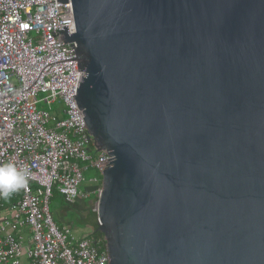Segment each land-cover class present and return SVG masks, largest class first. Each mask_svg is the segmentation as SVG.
Returning <instances> with one entry per match:
<instances>
[{"label": "water", "instance_id": "obj_1", "mask_svg": "<svg viewBox=\"0 0 264 264\" xmlns=\"http://www.w3.org/2000/svg\"><path fill=\"white\" fill-rule=\"evenodd\" d=\"M70 3L109 264H264V0Z\"/></svg>", "mask_w": 264, "mask_h": 264}, {"label": "built area", "instance_id": "obj_2", "mask_svg": "<svg viewBox=\"0 0 264 264\" xmlns=\"http://www.w3.org/2000/svg\"><path fill=\"white\" fill-rule=\"evenodd\" d=\"M62 26L75 33L70 0H0V164L31 172L15 201L5 205L0 195V264H109L104 237L59 227L49 210L53 192L69 205L92 195L99 222L101 181L87 191L79 186L84 171L101 174L111 160L96 149L76 104L83 72L76 43L52 36ZM39 102L61 106L47 112Z\"/></svg>", "mask_w": 264, "mask_h": 264}, {"label": "rangeland", "instance_id": "obj_3", "mask_svg": "<svg viewBox=\"0 0 264 264\" xmlns=\"http://www.w3.org/2000/svg\"><path fill=\"white\" fill-rule=\"evenodd\" d=\"M44 96H45L44 93H39L38 99H43ZM60 106H61V103L59 102H55L52 104H47L45 102H39L37 104V109L44 110L47 112H52L55 109L59 108ZM83 176H84L83 181L80 183V186H79V188L83 191H87V189L93 187L94 185L100 184L101 174L99 171H97L94 168H89L86 171H84ZM92 199H93V196L90 195L87 199L78 201L76 203L82 206H86L87 208L91 209ZM66 205L67 203L64 201V198L58 195L57 193L53 192V195L49 201V210H50V213L55 223L59 227H62L61 221L59 220V218L62 217L63 219L65 218L66 220L70 221L69 224L72 226V229L75 230L76 233L80 234L83 231H89V228L83 227L79 223L78 216L74 215V213H72L70 210L69 211L66 210ZM27 237H29L28 234H27Z\"/></svg>", "mask_w": 264, "mask_h": 264}, {"label": "clouds", "instance_id": "obj_4", "mask_svg": "<svg viewBox=\"0 0 264 264\" xmlns=\"http://www.w3.org/2000/svg\"><path fill=\"white\" fill-rule=\"evenodd\" d=\"M31 172L26 167H19L14 162L0 164V195L7 197L27 184Z\"/></svg>", "mask_w": 264, "mask_h": 264}, {"label": "trees", "instance_id": "obj_5", "mask_svg": "<svg viewBox=\"0 0 264 264\" xmlns=\"http://www.w3.org/2000/svg\"><path fill=\"white\" fill-rule=\"evenodd\" d=\"M19 196L20 195L17 192L11 193L7 197H4L3 202L5 205H7V204L15 201L17 198H19ZM78 221L83 227L89 228V231H85L86 236L92 237L94 239L103 238V234L98 230V223H97L95 212L90 211L87 219H80Z\"/></svg>", "mask_w": 264, "mask_h": 264}, {"label": "flooded vegetation", "instance_id": "obj_6", "mask_svg": "<svg viewBox=\"0 0 264 264\" xmlns=\"http://www.w3.org/2000/svg\"><path fill=\"white\" fill-rule=\"evenodd\" d=\"M81 201V200H77L75 201L73 204H67L66 207L72 212L74 213V215L79 217L80 219H87V217L89 216V213L91 211L90 208H87L86 206H82L77 204L76 202ZM59 220L61 221V223L67 222V224L70 223L69 220H66L65 218L63 219L62 217L59 218Z\"/></svg>", "mask_w": 264, "mask_h": 264}, {"label": "crops", "instance_id": "obj_7", "mask_svg": "<svg viewBox=\"0 0 264 264\" xmlns=\"http://www.w3.org/2000/svg\"><path fill=\"white\" fill-rule=\"evenodd\" d=\"M66 210L69 211V209L66 207ZM62 226H70L72 227L70 224H67V222H64V223H61ZM25 235L29 234V231L27 229H24V231H22ZM85 231L81 232L80 235H86V232L84 233ZM79 234V233H78Z\"/></svg>", "mask_w": 264, "mask_h": 264}]
</instances>
